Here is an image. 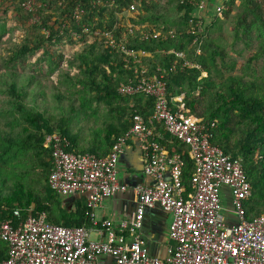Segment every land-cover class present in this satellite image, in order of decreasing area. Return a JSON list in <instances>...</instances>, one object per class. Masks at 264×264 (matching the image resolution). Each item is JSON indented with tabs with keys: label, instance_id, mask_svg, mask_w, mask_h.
Listing matches in <instances>:
<instances>
[{
	"label": "trees",
	"instance_id": "1",
	"mask_svg": "<svg viewBox=\"0 0 264 264\" xmlns=\"http://www.w3.org/2000/svg\"><path fill=\"white\" fill-rule=\"evenodd\" d=\"M24 1L0 0V13L7 15L10 11L14 15L12 30L21 28L24 33L20 40L10 36L6 41L9 49L0 55V225L13 218L17 209L22 210L21 215L26 218V210L34 206V214L45 213L52 223L66 227L86 226V205L80 201L75 212H68L61 196L47 184L53 166L52 137L60 135L66 138L68 152L102 157L108 154L119 136L130 130L135 114L147 118L153 111L151 97L119 92L122 83L136 79L135 65L132 58L127 65L124 53L110 48L101 38L87 42L83 37L75 40L77 43L72 38L71 44L79 45L80 49L70 55L51 51L48 53L51 67L44 75L17 68V64L24 62L26 57L47 46L54 48L68 36L72 37L69 29L62 28L64 20L70 21L73 31L80 32L82 26L91 30H108L114 32L119 41L122 39L120 33L128 25L148 26L154 31L162 28L163 35L159 38L142 41L129 35L126 49L135 51L148 67L149 74H159L158 69L166 71L169 97L184 94L181 103L184 108L198 118L216 122L212 143L231 158L242 160L252 185V196L246 203L247 216L264 215V63L261 74L255 67L251 68L252 79L249 81H244L243 76L225 77L223 69L229 71L234 66L222 61V68L217 67V57L223 59L224 50L214 45L213 39L208 40L206 34L200 45L201 39L188 33L197 21L193 13L202 0H166L165 4L162 0H145L137 6L135 15L128 17L124 13L129 0H116L112 7H94L92 0H40L42 8L36 14L41 19L40 25L39 22L30 23L33 14L22 8ZM253 2L249 0V5L242 6L245 7L241 24L248 39L246 46H250L253 30L262 41L249 63L264 58V19L259 5L251 7ZM233 3L230 0L227 3L230 8L222 11L226 17ZM217 4L218 1L208 3V15H216L212 25L219 21ZM78 5L84 10L79 23L73 19ZM249 15L254 18L246 24ZM6 27L7 24L0 20V46ZM44 30L48 31V37L42 34ZM169 31H173V35H168ZM172 50L185 55L173 71L177 58L174 53H168ZM140 52L145 55L141 56ZM183 61H190L200 69L182 68ZM54 70H58V82L52 79ZM213 71L221 82L211 79ZM203 73L206 76H202ZM76 84L83 86L88 95L86 100L66 99L62 85ZM197 91H200L198 97L195 96ZM93 104L97 110L99 106L104 111L101 121L99 111L91 107ZM82 120L86 123H81ZM155 131L163 136L161 143L169 154L180 153L183 156L182 182L189 192H193L191 177L194 166L188 147L168 134L161 125L156 126ZM18 152L24 155L23 159H16ZM19 168V173H9L10 169ZM7 254V243L0 239V262L7 258Z\"/></svg>",
	"mask_w": 264,
	"mask_h": 264
},
{
	"label": "built area",
	"instance_id": "2",
	"mask_svg": "<svg viewBox=\"0 0 264 264\" xmlns=\"http://www.w3.org/2000/svg\"><path fill=\"white\" fill-rule=\"evenodd\" d=\"M25 0L22 5L37 16V2ZM145 0H129L124 15L134 16L137 6ZM95 7L113 6L116 0H92ZM42 6V2L39 3ZM204 8L202 3L199 6ZM37 10V11H36ZM223 7L217 6L221 16ZM84 10L78 5L73 19L79 23ZM196 23L188 33L198 36L203 42L204 23L196 16ZM193 23V21L191 20ZM74 40L90 37L87 42L101 38L112 49H120L133 59L135 80L122 83L119 92L123 95H139L153 99V111L149 117L135 114L128 132L119 136L107 155L76 154L66 151L68 141L60 135L51 140L53 166L48 186L61 197L80 194L85 197L88 217L96 225L94 211L106 199L131 190L135 195L136 210L130 220L116 224L111 220L100 223L99 239L91 238V228L66 227L47 220L45 213L34 214V206L15 210L14 217L0 225V239L7 243V258L0 264H97L98 258L110 255L115 264H264V215L248 217L246 203L252 196V185L240 158L233 159L218 145L212 143L216 122L198 118L182 106L183 95L169 97L165 70L149 74L148 67L135 51L126 49L128 36L140 40L159 38L160 30L148 26L128 25L121 33V41L114 32L91 30L82 26L81 31L71 33ZM168 35H173L169 31ZM198 40V39H197ZM195 40V41H197ZM174 53L177 60L185 58L183 52ZM200 53V49L198 50ZM144 56V52L139 53ZM182 68H198L190 61H183ZM183 98V97H182ZM188 147L194 172L189 192L182 182L185 161L180 153L169 154L162 145L163 136L156 126ZM135 138L143 158V173L151 179L150 184H122L119 181V162L127 143ZM161 206L172 215L169 238V256L160 259L149 255L142 234L146 209ZM235 221H230L229 218Z\"/></svg>",
	"mask_w": 264,
	"mask_h": 264
},
{
	"label": "rangeland",
	"instance_id": "3",
	"mask_svg": "<svg viewBox=\"0 0 264 264\" xmlns=\"http://www.w3.org/2000/svg\"><path fill=\"white\" fill-rule=\"evenodd\" d=\"M254 2L252 3L251 7H253L255 4L260 6V11H261V15L264 19V0H253ZM220 4V7H223V11L228 10L230 7H228V4L230 2V0H219L218 1ZM233 4L231 6V10L229 15L226 17L224 15V13H221V16L218 15L217 18L219 19V21H216V24L212 25L211 21H215L216 20V15L211 14V16L208 17V21L206 22V26L208 28L207 32H206V38L209 39H213L214 45H216L217 47H219L221 50H224V58L221 59L220 57H217L216 60V64L217 67L222 68V63H226L227 65L231 66L233 64L234 68L226 71L223 69V71L225 72V77L228 76H243L244 81H249L251 80V68H256V72L258 74H261V70L263 68V63H264V58H260L259 60H255L251 63H249V59L255 54L259 43L262 41V38L260 35L257 34L256 30H253L250 35H251V40H250V46H246L248 39L247 36L245 35L244 32V26L241 24V19L243 18V13H244V9L242 6L244 4H248L249 5V0H233ZM40 2H37L36 8L37 10L41 9L42 6L39 5ZM166 0H162V4H165ZM246 4V5H247ZM22 8L24 10H26L24 8V6L21 4ZM112 7V6H111ZM248 9V7H246V10ZM36 10V11H37ZM40 11V10H39ZM44 13H49V12H44ZM58 15V13H56ZM52 15V14H51ZM214 16V17H213ZM14 15L9 11L7 13V15H5L4 13H0V20L4 21L7 24V27L5 28L6 33L3 34V38H2V46H0V55L6 53L7 49H9L10 45L9 43H6V41L8 40V38H10V36L13 35L12 38L20 40L21 36H24V33L22 31L21 28H17L12 30V28L14 27ZM213 17V18H212ZM254 18L253 15H249L247 16V22L246 24H248L252 19ZM38 23V25L41 24V19H39L38 21H32V18L30 20L31 24H35ZM70 21L68 20H64V24L62 26V28H66L69 29V33H70V37H71V33L73 32V30L70 28ZM240 24L242 25V27H240ZM2 30V29H1ZM42 34H45L46 37H48L49 33L48 31L44 30L42 31ZM71 41H73L72 37L65 39L63 42L57 44L56 46L50 47H44L42 48L40 51L36 52L33 55H30L28 57H26L25 61L22 63L17 64V68L21 69V71H26V72H32V73H37L40 75H44L45 73H47L50 69V57L48 53H51V51H63L64 55H70L72 53H74L75 51H78L79 45H74L71 44ZM87 40H90V37L87 38ZM77 41V40H76ZM74 40V42H76ZM86 41V39H85ZM77 43V42H76ZM81 47V46H80ZM223 61V62H222ZM52 69V68H51ZM57 69V68H56ZM24 71V72H25ZM52 79L56 82H58L60 76L58 75V70L55 71L54 73H52ZM74 72L72 73L73 76ZM250 74V76H248ZM202 76H206L205 73L202 74ZM211 79L214 81H218L221 82V80H219V76L213 71L211 72ZM61 82L65 84V81L63 80V78L61 77ZM64 91L67 94L66 99L72 100V98H74L76 101L81 100L82 98L84 100H86L85 98L88 96L85 91L83 90V86L81 84H76L74 86H69V85H62ZM200 94V91H197V93L195 94L196 97H198V95ZM183 96H181L180 98L184 99V94H182ZM183 97V98H182ZM78 103V102H77ZM91 107H93L94 109H96V105H92ZM100 114V121L103 117V109L101 107H97ZM81 123L85 124V121H81ZM81 126V125H80ZM23 154L20 152L17 153V158L16 159H23ZM18 163V162H17ZM19 165L21 163H18ZM16 164L12 167H15ZM21 167V165H20ZM12 169V168H11ZM9 171V173L13 174L15 171L17 173H19L21 171V168L16 169V170H11ZM15 172V173H16ZM14 173V174H15ZM12 177V176H11ZM9 177V178H11ZM9 182H12V179H10Z\"/></svg>",
	"mask_w": 264,
	"mask_h": 264
},
{
	"label": "crops",
	"instance_id": "4",
	"mask_svg": "<svg viewBox=\"0 0 264 264\" xmlns=\"http://www.w3.org/2000/svg\"><path fill=\"white\" fill-rule=\"evenodd\" d=\"M210 1L219 0H202L204 8L201 10L198 8L193 16L201 17L204 23V29L206 34V22L208 21V3ZM218 2V6H219ZM212 14V13H211ZM119 181L122 184H128L130 186L135 184H150L151 179L147 178L143 173V158L139 149L138 141L133 138L127 143L126 151L121 157L119 162ZM64 208L68 212H75L78 202L82 201L85 204V197L80 194L61 197ZM86 205V204H85ZM136 201L135 195L129 189L123 193H117L115 196L105 200L101 207H98L95 213L96 225L90 222V218L87 217V225L85 227L91 228V238L93 240L99 239V232L97 228H100V223L105 220H111L118 224L123 220H130L135 214ZM88 216V215H87ZM234 222L233 218H229ZM172 222V215L165 211L161 206L156 205L153 208L146 209L142 234L145 240V246L149 255L166 259L169 256V247L173 242L169 238V226ZM97 264H115V260L110 255H103L98 258Z\"/></svg>",
	"mask_w": 264,
	"mask_h": 264
}]
</instances>
